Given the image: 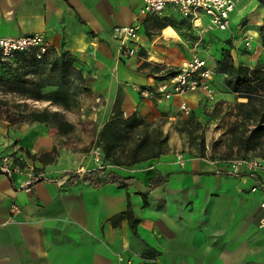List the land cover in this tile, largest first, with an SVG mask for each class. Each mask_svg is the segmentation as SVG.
I'll return each mask as SVG.
<instances>
[{
	"label": "crops",
	"instance_id": "crops-1",
	"mask_svg": "<svg viewBox=\"0 0 264 264\" xmlns=\"http://www.w3.org/2000/svg\"><path fill=\"white\" fill-rule=\"evenodd\" d=\"M142 4L0 0V37L43 34L55 53L77 57L72 78L82 76L87 88L78 93L72 111L51 107L67 113L74 124L69 134L82 133L84 139L73 145L60 144L64 137L49 123L0 125V158L13 154L25 168L10 177L0 173V264H264V191L252 190L264 182V170L252 173L241 166L233 171L232 158L209 152H183L182 164L179 152L171 150L134 168H118L122 176L133 178L128 187L82 181L86 171L101 165L92 146L117 99L125 115L137 111L147 121L166 120L169 129L184 94L165 99L141 90H153L161 81L155 65L180 67L194 55L207 57L196 52L182 57L178 45L190 40H182L170 25L176 37L165 36V27L159 26L163 18H183L175 7L167 6L161 16L141 17ZM230 17L223 31L232 38L235 61L264 66V0H238ZM209 22V16L200 14L187 23L191 31L202 33ZM136 23L137 53L129 55L125 49L133 43L116 37L114 27ZM154 55L161 61L153 60ZM223 78L218 73L211 81L214 101H233L235 94L226 90ZM207 101L203 89L186 93L193 110ZM81 145H87L83 157L75 147ZM54 148L48 163L31 157ZM30 168L45 178L26 185ZM129 201L139 218L135 232L128 218L118 217ZM12 203L19 205L18 212H11Z\"/></svg>",
	"mask_w": 264,
	"mask_h": 264
},
{
	"label": "trees",
	"instance_id": "trees-1",
	"mask_svg": "<svg viewBox=\"0 0 264 264\" xmlns=\"http://www.w3.org/2000/svg\"><path fill=\"white\" fill-rule=\"evenodd\" d=\"M185 20V19H184ZM169 25L167 22L159 24L161 28ZM231 44V41L229 42ZM77 57L67 51L55 53L53 48L38 58L35 50L18 51L14 58L5 60L0 52V84L8 85L13 91L25 90V85L32 81L27 78L30 73L25 67L39 69L43 64H49V69L56 74L59 82L54 83L47 95L38 96V99H47L50 105L67 108L76 105L75 97L69 88H66L67 79L74 70ZM217 71L224 75L226 89L235 94L233 101H217L212 117L218 120L217 128L221 134L212 141V157H261L264 159V66H249L236 63L231 48H224L216 59ZM20 63V65H16ZM146 63L145 65H148ZM178 66L155 65L153 72L161 80L168 79L179 71ZM29 97H34L33 95ZM240 98H244L241 100ZM0 99V105H6ZM19 108L29 106L25 99L17 102ZM23 113V112H22ZM193 114L187 118H176L169 129H165L166 120L147 121L137 111L125 115L121 100L117 99L113 105L112 114L103 124L96 138V146L100 148L101 165L84 173L82 181L96 186L111 182L120 187H128L132 177L122 176L118 168H134L138 163L156 158L174 150L170 133L187 135L191 148L190 154L204 156L207 143L204 134L197 133L201 126L193 120ZM23 117L31 122L49 123L58 128L61 133H69L74 124L64 111L46 106L42 109L32 108L23 113ZM195 125L192 127V125ZM55 148L50 152L31 157L43 162L54 159ZM18 160V159H17ZM158 182V179L152 180ZM145 196V195H144ZM118 217L128 218L132 230L136 231L138 216L135 214L132 203L129 208Z\"/></svg>",
	"mask_w": 264,
	"mask_h": 264
},
{
	"label": "built area",
	"instance_id": "built-area-1",
	"mask_svg": "<svg viewBox=\"0 0 264 264\" xmlns=\"http://www.w3.org/2000/svg\"><path fill=\"white\" fill-rule=\"evenodd\" d=\"M238 0H143L139 15H163L167 6H173L180 15L189 22L196 21L200 14H205L210 17V22L204 31H211L214 28L225 30L230 25L231 13L234 10ZM139 24H125L114 27V35L121 40H129L133 43L132 46L125 50L129 55L137 53V41ZM249 40L246 46H249ZM50 48V43L46 40L43 34L33 33L16 37H0V52L2 58L11 60L18 51L35 50L37 57L41 58ZM217 72L216 64L211 63L208 58L194 55L190 59L183 62L179 71L168 79H163L153 90L146 88L141 90L143 94L157 93L165 99H170L177 94H186L191 91L203 89L206 92L208 99H215V92L212 86V79ZM179 110L189 116L194 111L192 106L182 101L179 104ZM94 153L97 160H101L100 148L94 147ZM181 163L183 153L179 152ZM18 159V160H17ZM233 171H238L241 166H245L249 171L255 173L259 170H264V159L261 157L242 158L235 157L230 159ZM25 170L23 162L20 158L13 154H5L0 158V173L7 176H12L14 173H21ZM28 179L26 185L44 179V174L35 172L34 168L28 170ZM258 188L264 191V182L253 186L252 190ZM263 209V215L260 218V225L264 226V196L260 203ZM11 212L15 213L20 210L17 203H12ZM143 264H150V260H145Z\"/></svg>",
	"mask_w": 264,
	"mask_h": 264
},
{
	"label": "rangeland",
	"instance_id": "rangeland-1",
	"mask_svg": "<svg viewBox=\"0 0 264 264\" xmlns=\"http://www.w3.org/2000/svg\"><path fill=\"white\" fill-rule=\"evenodd\" d=\"M170 26H172L180 35L182 40L189 39L190 42L183 44L182 42L178 45V52H180V55L184 58H188L191 56L192 53H200L201 55H206L208 57V60H212V63H217L216 59L222 52L224 48H231V53L233 51V43L232 38L227 37L229 36V31H223L220 29L214 28L211 31H205L202 33H196L189 29L188 21L185 18L180 17H164ZM185 19V20H184ZM167 25L166 27H168ZM165 27V28H166ZM231 41V44L229 43ZM197 43V45L195 44ZM233 56V55H232ZM206 57V58H207ZM234 58V57H233ZM235 61V59H234ZM236 62V61H235ZM237 63V62H236ZM241 63V62H238ZM243 64V63H241ZM16 65H20V63H17ZM245 65V64H244ZM217 68V65H216ZM30 73H28L27 78H29L32 82L29 84H26L25 90L21 91H13L8 85L0 84V99L3 101L5 100L7 103L6 105L1 106L0 105V125H22L25 123H29L31 121H28L26 118L23 117V113L25 111H28L32 108L41 109L42 103L47 102L48 104L46 106L56 107V105H50V101L47 99H38V96L47 95L50 90L56 85L54 83L59 82V79L57 78L56 74L50 71L49 64H43L39 69H32L29 66L25 67ZM76 69V68H75ZM74 70L72 71V73ZM70 74L68 77L66 88H69L71 90L72 95L75 97V103L77 104L78 101V93H81L84 91V89H87L85 84V80L81 76L78 78L76 76L74 79L72 78L73 74ZM219 72L217 71L216 74ZM78 82H77V81ZM82 87L83 90L78 91L77 87ZM73 90V91H72ZM227 90V89H226ZM35 96L29 97V96ZM186 101V94L182 97ZM22 99H25L29 106L26 108H19L17 106V102L22 101ZM243 100V99H241ZM225 102V101H224ZM217 101L210 100L207 101L201 108H195L194 114H193V120L195 122H198V124L201 126L199 131L197 133L204 134L205 141L207 143V150L210 153L211 151V143L214 139H216L221 134V129L217 128V122L218 120L216 118L212 117V112L214 111V106L217 105ZM45 106V107H46ZM76 107V105H71L70 107L63 108V109H69L72 111ZM23 112V113H22ZM65 112V111H64ZM67 115V113L65 112ZM179 118H187L188 116H185L181 111L177 114ZM195 126L194 124L192 127ZM64 139H61V143L73 145V142L83 140L82 133H61ZM171 136V143L172 147L177 152H185L190 155L191 151H195L194 148H191L187 141V135H181L177 133L175 130H172L170 133ZM83 142V141H82ZM96 140L94 141V146H96ZM77 149L82 150V157L83 152L87 145H81V146H75ZM76 155V154H75ZM80 155V154H79ZM82 160H85L82 158ZM89 160V157L86 158V161H82L83 163L87 162ZM88 163V162H87Z\"/></svg>",
	"mask_w": 264,
	"mask_h": 264
},
{
	"label": "bare ground",
	"instance_id": "bare-ground-1",
	"mask_svg": "<svg viewBox=\"0 0 264 264\" xmlns=\"http://www.w3.org/2000/svg\"><path fill=\"white\" fill-rule=\"evenodd\" d=\"M164 34L165 36L168 38V39H174L176 37V34L174 32V30L171 28V27H167L165 28L164 30ZM153 60H156V61H161V58H159L158 56H152L151 57ZM244 99V98H242Z\"/></svg>",
	"mask_w": 264,
	"mask_h": 264
}]
</instances>
